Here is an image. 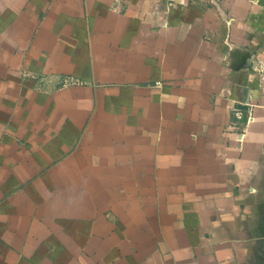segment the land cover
Segmentation results:
<instances>
[{"label": "crops", "instance_id": "1", "mask_svg": "<svg viewBox=\"0 0 264 264\" xmlns=\"http://www.w3.org/2000/svg\"><path fill=\"white\" fill-rule=\"evenodd\" d=\"M0 264H264V0H0Z\"/></svg>", "mask_w": 264, "mask_h": 264}]
</instances>
